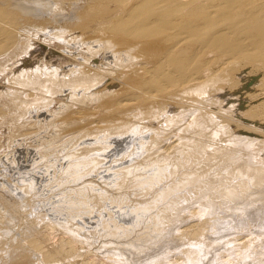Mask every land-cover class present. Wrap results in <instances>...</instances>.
<instances>
[{
  "label": "bare ground",
  "instance_id": "obj_1",
  "mask_svg": "<svg viewBox=\"0 0 264 264\" xmlns=\"http://www.w3.org/2000/svg\"><path fill=\"white\" fill-rule=\"evenodd\" d=\"M0 264H264V0H0Z\"/></svg>",
  "mask_w": 264,
  "mask_h": 264
},
{
  "label": "rangeland",
  "instance_id": "obj_2",
  "mask_svg": "<svg viewBox=\"0 0 264 264\" xmlns=\"http://www.w3.org/2000/svg\"><path fill=\"white\" fill-rule=\"evenodd\" d=\"M107 253H109V254H110L111 252H107Z\"/></svg>",
  "mask_w": 264,
  "mask_h": 264
}]
</instances>
